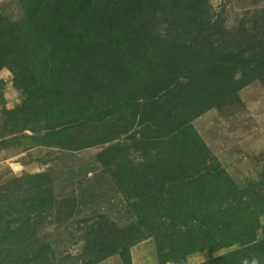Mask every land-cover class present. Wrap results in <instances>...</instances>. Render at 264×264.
<instances>
[{"label": "rangeland", "instance_id": "obj_1", "mask_svg": "<svg viewBox=\"0 0 264 264\" xmlns=\"http://www.w3.org/2000/svg\"><path fill=\"white\" fill-rule=\"evenodd\" d=\"M69 1L0 0V264H264V0Z\"/></svg>", "mask_w": 264, "mask_h": 264}, {"label": "trees", "instance_id": "obj_2", "mask_svg": "<svg viewBox=\"0 0 264 264\" xmlns=\"http://www.w3.org/2000/svg\"><path fill=\"white\" fill-rule=\"evenodd\" d=\"M53 1L54 3H56L55 9H57L62 13L63 17L60 16V18L67 20L64 17L68 14L67 11L69 9V5L65 2V0H23V5L28 10V20L22 22L24 23L25 28L29 29L31 27L36 26L40 22L41 14L43 13V11L51 7L54 4ZM139 1L140 3H146V4L156 3V0H139ZM168 1H173V0H168ZM133 2L134 0H71L69 1V4L76 8L75 11L76 13L84 17L85 19L84 23L89 22L92 25H95L100 21L106 22L107 19L106 16L111 6L116 5L122 9H125L124 7L125 5H130ZM66 27H67L66 25H61L57 29V33L62 44H66L71 39L70 34L74 33L65 30ZM54 48L58 52L56 56H59L62 50L61 45H56ZM207 185L208 183L205 182L204 186ZM196 191L197 189L195 187V183L191 182L190 176H186V227H189L192 222L200 223L202 225L203 207H201V205L210 202L215 204L217 198L222 197V195L218 191H216L210 193L212 198L205 202L204 198L207 196V192L200 191L198 193L199 195L197 200L191 197L192 194ZM199 196H203V197H199ZM195 201L197 204L196 206L193 205L195 204ZM223 229H220L219 231L216 232L221 233Z\"/></svg>", "mask_w": 264, "mask_h": 264}, {"label": "clouds", "instance_id": "obj_3", "mask_svg": "<svg viewBox=\"0 0 264 264\" xmlns=\"http://www.w3.org/2000/svg\"><path fill=\"white\" fill-rule=\"evenodd\" d=\"M245 264H247V262H245ZM253 264H256V262H255V261H253Z\"/></svg>", "mask_w": 264, "mask_h": 264}]
</instances>
